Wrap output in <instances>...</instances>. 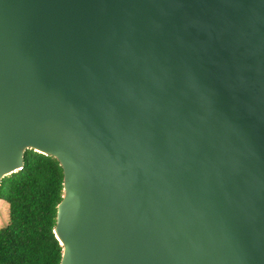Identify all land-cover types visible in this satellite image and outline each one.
<instances>
[{"label": "water", "instance_id": "obj_1", "mask_svg": "<svg viewBox=\"0 0 264 264\" xmlns=\"http://www.w3.org/2000/svg\"><path fill=\"white\" fill-rule=\"evenodd\" d=\"M29 150L60 264H264V0H0V187Z\"/></svg>", "mask_w": 264, "mask_h": 264}, {"label": "trees", "instance_id": "obj_2", "mask_svg": "<svg viewBox=\"0 0 264 264\" xmlns=\"http://www.w3.org/2000/svg\"><path fill=\"white\" fill-rule=\"evenodd\" d=\"M64 174L53 157L29 150L24 168L6 177L0 200L10 219L0 229V264H60L63 248L54 234Z\"/></svg>", "mask_w": 264, "mask_h": 264}, {"label": "rangeland", "instance_id": "obj_3", "mask_svg": "<svg viewBox=\"0 0 264 264\" xmlns=\"http://www.w3.org/2000/svg\"><path fill=\"white\" fill-rule=\"evenodd\" d=\"M10 209L9 205L2 200H0V229L5 227L10 219Z\"/></svg>", "mask_w": 264, "mask_h": 264}]
</instances>
